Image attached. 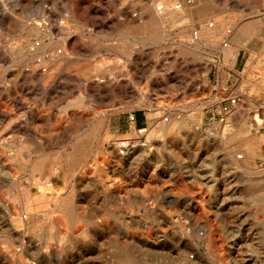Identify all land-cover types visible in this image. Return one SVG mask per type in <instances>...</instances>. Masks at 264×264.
Returning <instances> with one entry per match:
<instances>
[{
	"label": "rangeland",
	"instance_id": "rangeland-1",
	"mask_svg": "<svg viewBox=\"0 0 264 264\" xmlns=\"http://www.w3.org/2000/svg\"><path fill=\"white\" fill-rule=\"evenodd\" d=\"M20 1L0 0V191L17 206L10 173L33 176L32 200L37 183L51 185L53 200L35 214L53 230L17 233L47 244L35 264H264V0H210L202 15L166 16L163 28L147 24L148 0ZM62 25L77 49L38 65ZM228 49L235 57L220 60ZM231 98L237 106L220 114ZM67 195L81 224L62 235L55 222Z\"/></svg>",
	"mask_w": 264,
	"mask_h": 264
},
{
	"label": "bare ground",
	"instance_id": "bare-ground-1",
	"mask_svg": "<svg viewBox=\"0 0 264 264\" xmlns=\"http://www.w3.org/2000/svg\"><path fill=\"white\" fill-rule=\"evenodd\" d=\"M22 1V0H21ZM20 1V2H21ZM248 1V0H246ZM259 1V0H258ZM77 2V1H76ZM85 2V1H84ZM194 0H148L147 3H149L148 8H146L147 10V14L149 15V20L151 19L153 20L154 18L158 17V19L160 21L157 20L154 22L149 23L147 21V24L149 26H153V27H162L163 26V22L165 21V19H167L168 17L171 18L172 20H174L173 22H179V21H185L187 22L190 18H192L194 15L196 16H200L202 15L204 12H206L208 10V8L211 6V1L210 0H201L200 4L198 5H194ZM245 2V1H244ZM261 2V0H260ZM19 3V2H18ZM142 3V2H141ZM234 3V2H233ZM232 3V5H233ZM79 4V2H78ZM243 4V3H242ZM248 4V3H247ZM2 5V4H1ZM74 6V5H73ZM79 6V5H78ZM78 6H74L75 8H73V13L77 14L79 12V8ZM82 6V5H81ZM239 6V5H237ZM260 6V5H259ZM262 6V5H261ZM15 7V6H14ZM18 7V6H17ZM93 7V6H92ZM91 7V9H92ZM263 7V6H262ZM70 8V7H69ZM224 8V7H223ZM248 8V7H246ZM3 9V8H2ZM264 9V8H263ZM82 10V9H81ZM85 10V9H84ZM223 10V9H222ZM251 10V9H250ZM255 10V9H253ZM86 11V10H85ZM94 11V10H93ZM211 12V11H210ZM221 12V11H220ZM246 12V10H245ZM10 13V12H9ZM255 13V11H254ZM253 13V14H254ZM86 14V13H85ZM95 14V13H94ZM252 14V15H253ZM91 16V15H90ZM168 16V17H166ZM219 16V15H218ZM217 16V17H218ZM261 16V15H260ZM7 17V16H6ZM202 17V16H201ZM4 18V17H3ZM78 18V17H77ZM82 19V17H80ZM194 18V17H193ZM6 19V18H5ZM221 19V18H220ZM75 20V19H74ZM80 20V19H79ZM39 21V20H38ZM196 21V20H195ZM194 21V22H195ZM37 23V22H36ZM262 23V22H261ZM77 24V23H76ZM264 24V22H263ZM78 25V24H77ZM236 25V24H235ZM255 25V23H254ZM247 26V24H246ZM260 26V25H259ZM240 27V26H239ZM250 27V26H249ZM163 28V27H162ZM202 28V27H201ZM200 28V29H201ZM251 28V27H250ZM34 29V27H33ZM32 29V30H33ZM36 29V27H35ZM38 29V28H37ZM205 29V28H204ZM234 29V28H233ZM31 30V29H30ZM39 30V29H38ZM42 30V29H41ZM40 30V31H41ZM164 30V29H163ZM254 30V29H253ZM34 31V30H33ZM37 31V30H36ZM44 31V30H43ZM70 26L69 25H62L61 29H60V33L62 34V37L58 39H52L49 41V43L47 45H44V47L40 50V55L41 57L38 59V65H42L43 63H48L47 60H50L52 62H60V60H62L63 58H65L67 56L68 50L70 49V47L72 48V51L77 49V43L68 40L71 37L70 34ZM201 31V30H200ZM247 32V31H246ZM245 32V33H246ZM31 33V32H30ZM59 33V34H60ZM200 33V32H199ZM204 33V32H203ZM206 33V32H205ZM235 33V32H234ZM256 33V32H255ZM28 34V33H27ZM238 34V33H236ZM61 36V35H60ZM52 38V37H51ZM56 38V37H55ZM68 38V39H67ZM237 38V37H236ZM236 38L233 39V41H236ZM242 38V37H241ZM240 38V39H241ZM247 39V38H246ZM245 39V40H246ZM228 40V38H227ZM249 40V39H248ZM61 41H64V45L61 46ZM238 41V40H237ZM241 41V40H240ZM230 42V41H229ZM239 42V41H238ZM243 42V41H241ZM46 44V43H45ZM198 44V43H197ZM229 44V43H228ZM233 44V42H232ZM200 45V44H199ZM219 46V45H218ZM229 46V45H228ZM231 46V45H230ZM229 46V47H230ZM235 46V45H234ZM233 46V47H234ZM247 46V44H246ZM197 47V46H196ZM216 47V46H215ZM236 47V46H235ZM238 47V46H237ZM79 48V47H78ZM214 48V47H213ZM221 48V47H220ZM210 49V48H209ZM217 49V47H216ZM235 49V48H234ZM250 49V48H249ZM227 53L226 55L229 57H235V52L231 53V51L228 49L226 50ZM218 53V51H217ZM72 54V53H71ZM218 55V54H217ZM70 56V55H69ZM239 56V55H237ZM253 57V56H252ZM30 58V57H28ZM74 58V57H73ZM241 58V57H240ZM235 59V58H232ZM251 59V58H250ZM37 61V60H36ZM219 61V60H218ZM234 61V60H233ZM236 62V61H235ZM37 63V62H36ZM54 64V63H53ZM56 64V63H55ZM54 64V65H55ZM232 64V63H231ZM236 64V63H235ZM58 66V64H57ZM56 66V67H57ZM60 69V68H59ZM40 71V70H39ZM60 71V70H58ZM88 72V71H86ZM85 72V73H86ZM58 73V72H57ZM43 74V73H42ZM90 74V73H88ZM45 75V74H44ZM36 76V75H35ZM40 76V74H39ZM101 82V81H100ZM110 85V84H109ZM109 87V86H108ZM115 87V86H114ZM119 87V86H118ZM117 87V88H118ZM96 88V87H95ZM104 89V88H102ZM113 89V88H112ZM98 91V90H96ZM91 92V91H90ZM5 118V117H4ZM168 119V118H167ZM134 120V119H133ZM172 123V122H171ZM178 126V125H177ZM170 127V126H168ZM53 129V128H52ZM167 129V128H166ZM54 130V129H53ZM86 131V130H85ZM1 134V133H0ZM89 134V133H88ZM86 137V136H85ZM87 138V137H86ZM90 138V137H89ZM112 143V142H111ZM106 145V144H105ZM72 146V145H71ZM93 146V145H92ZM123 146L122 148H125L127 146V144L124 142L122 143ZM94 147V146H93ZM111 147L114 148V150L116 151V154L119 156H125L127 154H124V152H120L119 151V146H117L116 144H111ZM79 148V147H78ZM83 147H80L78 149L77 153L82 154L83 149H81ZM95 148V147H94ZM75 149V148H74ZM92 150V149H91ZM125 150V149H124ZM110 151V150H109ZM95 152V151H94ZM97 153H102L101 151V147L96 149ZM111 152V151H110ZM69 153V152H68ZM71 153V152H70ZM112 153V152H111ZM126 153V152H125ZM141 153V152H139ZM72 154V153H71ZM104 154V153H103ZM86 156V155H85ZM138 156V155H137ZM144 156V155H143ZM147 156V155H146ZM63 157V156H61ZM67 157V156H66ZM84 157V156H83ZM105 157V156H104ZM73 158V157H72ZM75 158V157H74ZM139 158V157H138ZM68 159V158H67ZM132 159V158H131ZM145 159V158H144ZM136 160V159H135ZM141 160V159H140ZM63 161V160H62ZM68 161V160H67ZM118 161V160H117ZM142 161V160H141ZM33 162V161H32ZM35 163V162H33ZM43 163V162H42ZM1 164V163H0ZM117 164V163H116ZM140 164V163H139ZM34 165V164H33ZM64 165V164H63ZM42 164H36L35 167H33L35 170H40ZM54 166V165H53ZM43 167V166H42ZM116 166L112 167V165H110L109 170L112 173V175H115V168ZM132 167V166H131ZM32 168V167H30ZM120 168L123 170V168L120 166ZM34 170V171H35ZM53 170V167H52ZM33 171V172H34ZM50 171V168H49ZM38 172V171H36ZM35 172V173H36ZM53 172V171H52ZM129 172V171H128ZM40 173V172H39ZM43 173V172H42ZM126 173V172H125ZM10 181H11V185H10V193H11V200L12 203H17V206H13V204L8 203L6 201V199L1 195V191H0V264L2 262V260L4 259L5 261H7V259L5 258V256H3L1 254V203L6 205L7 208V212H8V218H9V223L8 225L10 226V234L6 237H4V239H2V242L5 243L6 245L9 246L8 249V254L10 256V262H8L7 264H35V260H36V253H40L42 255V257H45L47 255V244L45 243L44 246L39 247L37 245H34V242L26 240L25 236H19V234L17 235L18 232H24L26 234H34L37 235L39 234L40 230L42 228H47L50 227L53 230V226L50 223V221L47 219L46 214L45 215H41V214H35L36 211L39 210L40 207L44 206V208L47 209V207L50 205V201L52 199V197H49L47 194L52 190L51 185L47 182L42 183V184H38L37 186L40 189V195L37 198V200L34 199V196L32 200L31 196H32V180L31 177L33 178V176H29L26 178L27 182L26 183H22L21 179H18L16 177L15 174L10 173ZM29 175V173H28ZM39 175V174H38ZM51 175V174H50ZM117 176V175H116ZM118 177V176H117ZM120 177V176H119ZM40 178V177H39ZM111 178V177H110ZM37 181V180H36ZM111 181V180H110ZM52 183V182H51ZM57 183V182H56ZM106 183V182H105ZM110 183V182H109ZM107 183V184H109ZM112 186V185H111ZM138 186V185H137ZM107 188V187H106ZM74 189V188H73ZM104 189V188H103ZM111 189V188H110ZM53 191V190H52ZM51 191V192H52ZM75 190H73L74 193ZM107 191V190H106ZM35 192V191H34ZM137 194H140L139 191H136ZM38 194V193H37ZM113 194V193H112ZM7 195V194H6ZM105 195V193H104ZM141 195V194H140ZM8 196V195H7ZM9 196V197H10ZM38 196V195H37ZM56 196V200L59 199L60 194L57 193ZM102 196V195H101ZM106 196V195H105ZM113 197V196H112ZM138 197V196H137ZM147 197V196H146ZM10 199V198H9ZM54 199V200H55ZM53 200V199H52ZM110 201V200H109ZM54 202V201H53ZM63 202L62 204H58L61 205V207L63 206L64 211H62V214L60 215V219H57L55 224L57 226H59L63 232L61 233L62 235H66L67 234V226H71L73 224H76L77 222L80 221V213H78L75 209V199L72 196V198L67 197H63V199L60 201V203ZM56 203V202H55ZM49 204V205H48ZM106 204V203H105ZM46 206V207H45ZM53 206V204H52ZM5 209V208H4ZM45 210V209H44ZM54 210V209H53ZM59 210V211H60ZM3 211V210H2ZM50 211V210H49ZM57 211V213L59 214L60 212ZM26 212V215H24V213ZM54 212V211H53ZM40 213V212H39ZM56 213V212H55ZM6 215V214H4ZM54 215V214H53ZM62 216V217H61ZM51 217V216H50ZM4 220V218H3ZM2 220V221H3ZM7 222V221H6ZM89 222V221H88ZM80 223V222H79ZM7 224V223H6ZM81 224V223H80ZM54 225V224H53ZM52 226V227H51ZM76 226V225H75ZM86 226V225H85ZM77 227V226H76ZM49 228V231H50ZM81 228V226H80ZM4 229V228H3ZM47 231V230H46ZM60 231V230H59ZM48 232V231H47ZM53 232V231H51ZM45 233V231H44ZM54 233V232H53ZM59 233L56 231V234ZM25 234V235H26ZM50 234V233H49ZM74 234V233H73ZM47 235V234H46ZM53 235V234H52ZM55 235V234H54ZM60 235V233H59ZM75 235V234H74ZM51 237V235H49ZM49 237V239H50ZM52 240V238H51ZM57 240V239H56ZM49 241V240H48ZM40 242V240H39ZM50 242V241H49ZM17 244H19V246H16ZM52 245V244H51ZM50 245V246H51ZM3 246V244H2ZM5 246V245H4ZM17 247L22 248V250L24 251V255L20 254L19 251L17 250ZM59 247V246H58ZM50 248V247H49ZM55 248V247H54ZM53 249V248H52ZM51 249V250H52ZM54 250V249H53ZM118 251L120 253H123L127 251V249L124 248H119ZM143 251V250H142ZM220 251V250H219ZM22 253V252H21ZM53 253V252H51ZM54 254V253H53ZM57 255V254H56ZM128 255V254H127ZM58 257V256H57ZM126 257V256H124ZM39 258V257H38ZM51 258V257H49ZM42 259V258H41ZM119 264H128L129 262H127L125 259L119 258ZM129 259V258H127ZM3 260V261H4ZM45 261V260H44ZM137 262V261H136ZM135 263V262H134ZM140 263V262H139ZM37 264V263H36Z\"/></svg>",
	"mask_w": 264,
	"mask_h": 264
},
{
	"label": "crops",
	"instance_id": "crops-1",
	"mask_svg": "<svg viewBox=\"0 0 264 264\" xmlns=\"http://www.w3.org/2000/svg\"><path fill=\"white\" fill-rule=\"evenodd\" d=\"M4 1H7L8 2L9 0H4ZM250 2H252L254 4H257V3L260 2V0L259 1L258 0H251ZM225 54H226V52H223L222 51L219 59L221 60V58L224 57ZM249 90H252V95H254L256 93V91H257V88L252 84L249 87ZM248 104H249L250 107H253L254 103H253L252 99H251V102L250 103L248 102ZM230 120H231V124H232L233 127L234 126H237V118L236 117H231ZM234 128H236V127H234ZM237 151H244L245 154L247 155V158L250 159L249 162H252L253 161V159H252L253 150L251 149V147L247 146L246 144H242L241 145V148H239Z\"/></svg>",
	"mask_w": 264,
	"mask_h": 264
},
{
	"label": "built area",
	"instance_id": "built-area-1",
	"mask_svg": "<svg viewBox=\"0 0 264 264\" xmlns=\"http://www.w3.org/2000/svg\"><path fill=\"white\" fill-rule=\"evenodd\" d=\"M237 102L236 98H231L229 105H224L220 108V114L230 113L232 108L237 106Z\"/></svg>",
	"mask_w": 264,
	"mask_h": 264
}]
</instances>
